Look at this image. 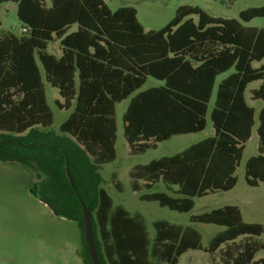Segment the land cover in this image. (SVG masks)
Here are the masks:
<instances>
[{"label": "trees", "instance_id": "obj_1", "mask_svg": "<svg viewBox=\"0 0 264 264\" xmlns=\"http://www.w3.org/2000/svg\"><path fill=\"white\" fill-rule=\"evenodd\" d=\"M4 2L16 4L25 30L0 35V162L31 169L37 178L31 192L56 215L76 222L82 263L93 264L84 239L85 205L100 264H178L191 249L216 254L218 264H264V256L257 257L264 252V226L245 222L238 206L189 217L191 223L224 227L205 247L193 227L166 220L152 222L150 237L141 213L113 204L99 172L116 158V104L152 77L162 84L136 92L122 115L131 154L204 130L213 95L214 135L135 165L129 172L132 190L162 183L166 191L140 199L189 212L196 198L236 185V167L255 124V109L245 98L251 82L260 84L250 99L264 103V27L245 23L264 19V6L241 10L237 20L181 5L163 27L145 30L133 6L111 10L105 0ZM55 41L59 56L48 50ZM43 77L58 90L59 109H72L58 132L49 128L53 113ZM256 132L258 154L247 159L244 172L252 187L264 183V107Z\"/></svg>", "mask_w": 264, "mask_h": 264}, {"label": "rangeland", "instance_id": "obj_2", "mask_svg": "<svg viewBox=\"0 0 264 264\" xmlns=\"http://www.w3.org/2000/svg\"><path fill=\"white\" fill-rule=\"evenodd\" d=\"M105 2L111 10L121 6H133L137 11L138 21L145 30H157L163 27L173 18L176 9L181 5L198 7L214 17L237 20H239L241 10L264 6V0H105ZM193 19L197 21V16H193ZM0 23V35L7 32L16 36L23 34L14 2L0 4ZM245 25L264 27V19L254 18ZM48 48L50 52L56 53L58 42L49 43ZM39 66L41 68L40 64ZM225 75L219 76L216 84ZM42 79L46 100L53 113V122L49 128L58 132L61 123L72 109H59L56 102H62V99L58 90L46 82L44 77ZM161 84L162 82L149 77L136 92ZM259 84L260 81L251 82L245 91L247 103L255 109V124L249 140L245 143L242 158L236 167V185L229 191H218L196 198L194 207L189 212H177L161 207L156 201L141 200L140 195L143 193L166 190L162 183H158L151 190L142 188L134 191L131 188L129 172L135 165L146 164L153 159L173 155L193 143L213 136L214 129L210 120V111L213 107L214 95L209 103L207 124L204 130L172 136L168 140L157 143L156 148L147 149L139 154L130 153L128 143L123 136L122 121V115L129 99L136 92L117 103L115 107L116 158L109 163L102 164L99 168L102 177L101 187L111 196L113 204L122 205L131 213H141L150 237H153L155 233L152 222L166 220L170 223L193 227L201 234L203 247L207 246L209 239L224 227L207 223H191L189 221L191 215L224 205H236L245 222L260 223L264 226V183L259 187L249 186L244 176L247 159L258 154L256 130L258 114L264 107V103L262 100L252 101L249 96L250 90L257 88ZM36 180L34 172L22 164L0 162V264H83L78 255L81 237L76 222L56 215L46 203L31 192V186ZM116 180L119 182L120 189L115 184ZM261 256H264L263 251L257 254V257ZM218 263L216 254L212 256L203 250L191 249L180 256L178 264Z\"/></svg>", "mask_w": 264, "mask_h": 264}, {"label": "water", "instance_id": "obj_3", "mask_svg": "<svg viewBox=\"0 0 264 264\" xmlns=\"http://www.w3.org/2000/svg\"><path fill=\"white\" fill-rule=\"evenodd\" d=\"M66 173H67L70 183H72V178L69 173L68 167H66ZM82 207H83V217H84V239L87 245V249H88L92 263L100 264L98 256H97L96 248L94 245L93 236H92L91 214H90L89 209L85 205H82Z\"/></svg>", "mask_w": 264, "mask_h": 264}, {"label": "crops", "instance_id": "obj_4", "mask_svg": "<svg viewBox=\"0 0 264 264\" xmlns=\"http://www.w3.org/2000/svg\"><path fill=\"white\" fill-rule=\"evenodd\" d=\"M73 27H75V29H76V26H73ZM73 27L71 28V30H75V29H73ZM48 50H49V48H48ZM57 53V54H56ZM56 53H54L55 55H57V56H59L60 55V51H59V49L57 50V52ZM249 98H250V96H249ZM251 100V99H250ZM252 101H255V100H252ZM262 109V108H261ZM260 109V110H261ZM260 184H262V183H260ZM259 184V185H260ZM259 185L257 186V187H259Z\"/></svg>", "mask_w": 264, "mask_h": 264}, {"label": "built area", "instance_id": "obj_5", "mask_svg": "<svg viewBox=\"0 0 264 264\" xmlns=\"http://www.w3.org/2000/svg\"><path fill=\"white\" fill-rule=\"evenodd\" d=\"M25 29H22V31H24Z\"/></svg>", "mask_w": 264, "mask_h": 264}]
</instances>
